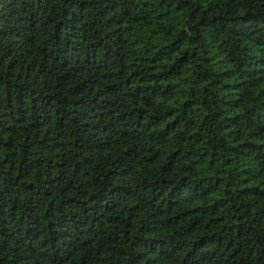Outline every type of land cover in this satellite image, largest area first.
<instances>
[{"label":"trees","instance_id":"16d2710c","mask_svg":"<svg viewBox=\"0 0 264 264\" xmlns=\"http://www.w3.org/2000/svg\"><path fill=\"white\" fill-rule=\"evenodd\" d=\"M0 264H264V0H0Z\"/></svg>","mask_w":264,"mask_h":264}]
</instances>
